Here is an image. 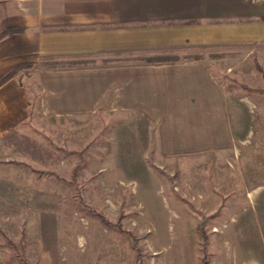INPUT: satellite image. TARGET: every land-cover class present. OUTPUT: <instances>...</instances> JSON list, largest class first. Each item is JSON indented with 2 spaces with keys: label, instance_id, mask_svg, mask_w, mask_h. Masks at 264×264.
Masks as SVG:
<instances>
[{
  "label": "rangeland",
  "instance_id": "1",
  "mask_svg": "<svg viewBox=\"0 0 264 264\" xmlns=\"http://www.w3.org/2000/svg\"><path fill=\"white\" fill-rule=\"evenodd\" d=\"M249 49L218 78L234 148L205 154L138 108L50 116L49 67L11 71L30 105L0 145V264H264V93L239 86L264 91V40Z\"/></svg>",
  "mask_w": 264,
  "mask_h": 264
},
{
  "label": "crops",
  "instance_id": "2",
  "mask_svg": "<svg viewBox=\"0 0 264 264\" xmlns=\"http://www.w3.org/2000/svg\"><path fill=\"white\" fill-rule=\"evenodd\" d=\"M251 2L1 0L0 34L20 32L0 39V145L27 121L30 105L18 76L4 78L30 65L49 67L40 80L50 116L138 108L164 127L186 124L198 153L234 148L218 78L264 40L252 28H264V15L253 21Z\"/></svg>",
  "mask_w": 264,
  "mask_h": 264
},
{
  "label": "trees",
  "instance_id": "3",
  "mask_svg": "<svg viewBox=\"0 0 264 264\" xmlns=\"http://www.w3.org/2000/svg\"><path fill=\"white\" fill-rule=\"evenodd\" d=\"M19 32H20V30H6V31H4L2 34H0V39H2L3 37H5V36H7V35L14 34V33H19ZM12 75H13L12 73L9 74V75H7V76L4 78V80L9 79ZM239 86H240V88H242L243 90L248 91V92H255V91H257V92L264 93V91H260V90H252V89L247 88V87L244 86V85H239ZM133 239H134L135 242L137 241L136 238H133ZM140 255H141V254L139 253V256H140ZM138 262H139V259L135 261V264H138ZM200 264H210V263H209V261H208L206 258L203 257V258L200 260Z\"/></svg>",
  "mask_w": 264,
  "mask_h": 264
}]
</instances>
